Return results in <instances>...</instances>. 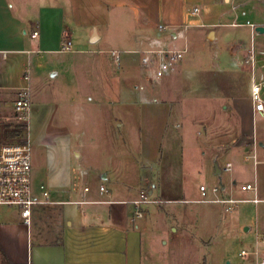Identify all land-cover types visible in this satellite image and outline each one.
I'll return each mask as SVG.
<instances>
[{"label": "rangeland", "instance_id": "1", "mask_svg": "<svg viewBox=\"0 0 264 264\" xmlns=\"http://www.w3.org/2000/svg\"><path fill=\"white\" fill-rule=\"evenodd\" d=\"M43 1L63 5L66 12L63 24L71 36L72 52L62 55L33 54L29 59L33 188L38 189L43 185L52 193L64 192L62 186L75 191L84 186L91 188L100 171L101 176L107 172L116 179L133 183L138 192L141 179L148 178V173L142 167L152 166L145 157L142 144L136 140L142 135L159 136L164 131L167 148L160 150L159 154V161H162L158 168L160 182L172 187L177 184L187 194L180 196L181 199L168 201V198H160L154 191L149 198L163 201L157 205L164 209H180L175 212L177 220H184L186 231L189 235L194 233L195 238L187 241L188 235L180 231L176 222L174 226L179 228L178 231H168L163 235L167 244L156 246L154 253L165 264L248 262L239 259L238 252L250 247L255 229L264 233V201L261 197H258L256 204L238 203L234 208L236 213L231 215L218 205L195 202L199 199L200 184L207 189L228 186V177L216 174L214 161L198 156L194 145L197 133H200V141L205 147L210 144L236 146L241 142L245 145L249 139V131H228L231 119L228 109L223 114V103L213 106L207 99L211 76L218 79V83L220 77L211 65V53L217 49L203 40L204 31L208 28L192 26L185 31L188 38V51L182 60L185 75L180 78L175 76L170 85L178 90V103L171 96L160 98V94L149 92V85L156 84L155 74L140 64V55L124 52L135 42V23L125 6L107 8L88 0H73L72 7L67 8L68 0ZM15 2L27 9L31 20L38 19L35 10L43 4L40 0ZM186 6L189 10L194 6L199 7L197 15L188 19L199 22L196 16L202 12L201 0H188ZM94 29L103 31L108 47L120 51L118 70L106 55L99 56L92 51L98 47L89 43ZM173 42L175 48L183 47V28L178 29ZM101 62H105L103 74ZM132 67L140 69V74L143 69L144 85L136 75H127L126 69L132 70ZM52 73H57V76L48 78ZM135 85L136 88L140 87L138 91H135ZM181 91L185 92L183 97H180ZM199 91L206 94V100L197 98ZM14 99V94L6 97L10 103ZM179 109L181 112H178ZM193 114H199L200 118L194 119ZM2 116L0 136L2 131H11L15 125L10 110ZM43 116V119L49 116L50 123L60 125L62 129H51L49 133L39 131L37 120ZM117 121L119 125L116 126ZM235 123L233 121L234 126ZM235 127L238 130V126ZM182 146L185 147L183 159ZM216 163L219 167L222 161L217 159ZM248 165L244 172L245 182H250L253 176L250 163ZM255 178L264 186V165L257 166ZM109 182L110 179L105 183ZM246 195L251 198V193ZM157 205L146 207L149 210ZM5 209L0 208L3 217L13 215V212ZM168 219L172 221L173 214ZM238 222L242 227H249L248 233H244L243 228H237ZM244 237L250 242L243 241Z\"/></svg>", "mask_w": 264, "mask_h": 264}, {"label": "crops", "instance_id": "2", "mask_svg": "<svg viewBox=\"0 0 264 264\" xmlns=\"http://www.w3.org/2000/svg\"><path fill=\"white\" fill-rule=\"evenodd\" d=\"M88 2L107 8L123 5L130 11L135 23L133 33L135 42L125 48L124 52L132 54L183 49L187 52L186 29L192 26L208 28L204 31L203 40L204 43H209L217 49L211 53V65L220 77L218 83V79L211 76L207 99L213 106L216 103H223V114L228 109L229 119L231 118L228 131H249V139L245 145L241 142L236 146L220 147L210 144L205 147L200 141V133H197L194 145H196L198 156L214 161V166L217 165L215 168L219 170L216 174L228 177V186H219L221 196H231L237 200L249 202L252 199V193L251 198L247 197L246 194L249 192L240 191V187L249 183L244 181V172L249 163L253 172L251 162L244 160V156L249 153L253 133L258 142L256 168L264 165V117L256 115L255 123L252 125L250 101L252 79L262 83L261 96L264 100V31L257 29L264 28V0H201L202 12L196 16L199 22L188 21L190 17L197 15L192 14V9L186 8L188 0H88ZM40 3L43 4L35 10L38 19L33 21L29 18L27 9L21 8L15 0H0L1 117H3L2 114L9 113V110L13 115V102H7L6 97L16 95L17 90L24 86L23 75L26 70L29 72L30 88L29 59L33 54L62 55L72 52L71 36L63 24L66 13L63 5L46 3L43 0H40ZM72 4L73 0H68L67 8L69 6L71 8ZM249 24H253L254 27L251 28ZM179 28H183L184 31V45L182 48H175L173 39L177 37ZM33 31H37L38 35L32 36ZM102 32L94 29L93 34L90 35L89 43L98 46L92 51L97 52L99 56L106 55L113 67L118 70L119 65L115 64L110 53L114 51L120 53V51L107 46ZM64 34L70 40V51L59 53L61 38ZM168 38H171L173 44ZM167 45L170 47L164 49ZM251 47L254 55L253 69L247 63ZM182 60L173 73L157 78L155 85H149L148 91L160 94V98L171 96L179 103L178 90L170 85L175 76L180 78L185 75ZM100 66L103 71L105 62H101ZM133 68L126 69L127 75H136L143 84V69L140 74V69ZM150 70L153 71L152 68ZM56 76L57 73H52L48 78L53 79ZM133 87L136 88V85ZM139 88L137 86L135 91ZM197 93L198 99L206 100L205 93L201 91ZM181 95L180 97H183L185 92L181 91ZM178 112L181 110L179 109ZM199 114H193L194 119L200 118ZM43 118L44 116L37 120L39 131L49 133L51 129L56 131L62 129L60 125L54 126L50 123L49 116L46 119ZM233 121L236 122L235 126H238V130ZM117 125L119 121L116 122ZM211 125L213 126L212 123ZM165 135L166 133L161 131L159 136L151 134L150 137H144L142 135L136 140L142 144L145 157L152 166L142 167L148 173V178L141 179L138 192L133 183L116 179L114 175L107 172L101 176L102 172L99 171L97 175L99 180L94 179L91 188L84 186L81 190L75 191L62 186L65 191L55 193L50 192L43 185H40L38 189L33 188L35 196L41 198L40 187L43 186L48 192L50 204L33 207L29 228L22 223L17 211L6 208L5 210L13 212V215L9 217L7 215L6 218L0 212V264H165L156 256L157 253H154L156 246L167 244L163 235L168 234V231L176 233L180 228L183 234L188 235L187 241H190L191 237L195 238V234L189 235L185 229V221L177 220L175 212L180 209H164L157 204H150L157 207L148 210V207L144 206L143 214L136 217L131 204L138 199L140 192H147L150 196L155 191L157 196L168 198V201L181 199L180 196L187 194L177 184L172 187L160 182L158 168L162 161H159V154L160 150L167 148ZM184 148L182 146V159L185 156ZM75 155L79 157L78 153ZM217 159L222 161L219 167L216 163ZM225 163L232 165L231 173L221 171ZM108 179L111 182L106 184ZM255 181L257 198L260 196L264 201V186L256 178ZM237 184H240V187H237ZM100 186L106 191L100 193ZM218 206L224 210L221 205ZM234 212L235 209L225 213L231 215ZM170 214H173L172 221L168 219ZM176 222L179 223V228L174 226ZM237 228H243L244 233L249 231V227H242L240 222ZM243 241L250 242L246 237ZM199 242L201 244V239Z\"/></svg>", "mask_w": 264, "mask_h": 264}, {"label": "built area", "instance_id": "3", "mask_svg": "<svg viewBox=\"0 0 264 264\" xmlns=\"http://www.w3.org/2000/svg\"><path fill=\"white\" fill-rule=\"evenodd\" d=\"M198 7L192 8V14H197ZM203 26L204 24H200ZM251 28L253 24H249ZM187 27V25H185ZM38 35L37 31L32 32V36ZM70 40L62 35L59 53L70 51ZM186 49L183 50H162L148 51L139 53L140 64L148 69H153L156 78H162L167 74L173 73L182 60ZM111 57L117 65L120 61L118 52H111ZM247 63L253 69L254 55L253 48L249 51ZM29 72L25 71L23 79L25 84L17 90L13 101V119L15 125L11 131H2L0 136V208L13 209L18 212L22 223L29 228L31 221V211L34 206L40 204H50V199L46 189L41 186L42 197L35 196L32 185V163L31 152L32 143L30 137L31 122V95L29 88ZM262 83L255 82L252 79L250 87V101L252 104V125L255 123V116L264 117V100L261 96ZM3 136V137H2ZM258 142L254 133L249 147V153L244 156L245 161H250L253 167V179L251 182L240 187V191L252 193V199L249 201L256 204L257 184L255 181V169L257 160ZM223 173H231L232 165L225 163L221 168ZM199 199L196 203H215L221 205L225 212L232 211L238 203L247 202L246 200H237L231 196L222 197L221 188L213 186L209 189L204 185L199 187ZM104 187H99V192H105ZM209 195L211 197H209ZM161 200H151L147 192H140L137 200L131 204L135 210V216L140 217L143 214V207L150 204H162ZM252 246L242 248L238 252V258L245 260V264H264V233L257 230L253 233ZM226 264V263H225ZM231 264V263H229Z\"/></svg>", "mask_w": 264, "mask_h": 264}, {"label": "water", "instance_id": "4", "mask_svg": "<svg viewBox=\"0 0 264 264\" xmlns=\"http://www.w3.org/2000/svg\"><path fill=\"white\" fill-rule=\"evenodd\" d=\"M257 29L260 30V31H264V28H262V27H258ZM216 173H219L218 169H216ZM229 263H230L229 261L226 262V264H229Z\"/></svg>", "mask_w": 264, "mask_h": 264}]
</instances>
